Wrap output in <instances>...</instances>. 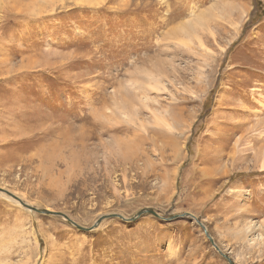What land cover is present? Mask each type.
<instances>
[{
    "label": "rangeland",
    "instance_id": "obj_1",
    "mask_svg": "<svg viewBox=\"0 0 264 264\" xmlns=\"http://www.w3.org/2000/svg\"><path fill=\"white\" fill-rule=\"evenodd\" d=\"M263 165L264 0H0V264H264Z\"/></svg>",
    "mask_w": 264,
    "mask_h": 264
},
{
    "label": "water",
    "instance_id": "obj_2",
    "mask_svg": "<svg viewBox=\"0 0 264 264\" xmlns=\"http://www.w3.org/2000/svg\"><path fill=\"white\" fill-rule=\"evenodd\" d=\"M23 205H25V206L28 207V208L30 207V209H32V210H34V211H37V212H43V213H47V214H53L52 211L47 210V209H39V208H36V207H31V206H29V205L26 204V203H23ZM146 211H149V212H151V213H154L155 215L158 216V214H157L154 210H152V209H147ZM146 211H143V212H146ZM60 214H61V213H60ZM139 215H140V213L137 214V216L134 217L133 220L136 219ZM62 216L65 217L66 215L62 214ZM66 217H67V216H66ZM104 217H105V216L100 217L98 223H100L101 220L104 219ZM67 218L69 219V217H67ZM69 220H70V219H69ZM98 223H97V224H98ZM199 223H200V225H202L203 229L207 232L206 226L203 225L200 221H199ZM75 225H76V227H78V228H80V229H82V228L84 229V228H85V227L79 226V225H77V224H75ZM207 235L209 236L208 233H207ZM209 237H210V236H209ZM210 241H211V243L217 248V250H218L222 255H224V257L227 259V261H228L230 264H236L235 261H234L230 256L225 255V254L221 251V249L216 245V243H215V241L213 240V238L210 237Z\"/></svg>",
    "mask_w": 264,
    "mask_h": 264
},
{
    "label": "bare ground",
    "instance_id": "obj_3",
    "mask_svg": "<svg viewBox=\"0 0 264 264\" xmlns=\"http://www.w3.org/2000/svg\"><path fill=\"white\" fill-rule=\"evenodd\" d=\"M157 88V87H156ZM264 166V165H263ZM3 194V193H2ZM8 195V194H7ZM8 196H10V195H8ZM11 197V196H10ZM18 201V200H17ZM27 204V203H26ZM29 205V204H28ZM29 206H31V207H34V206H32V205H29ZM28 209H30V207L28 208ZM30 210H32V209H30ZM96 226L98 225L97 223L95 224ZM94 227V226H93Z\"/></svg>",
    "mask_w": 264,
    "mask_h": 264
}]
</instances>
